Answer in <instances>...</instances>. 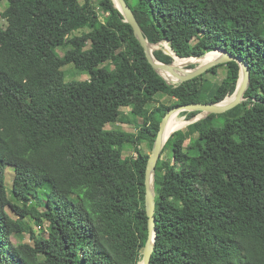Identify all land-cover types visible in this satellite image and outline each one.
Masks as SVG:
<instances>
[{
    "label": "trees",
    "instance_id": "trees-1",
    "mask_svg": "<svg viewBox=\"0 0 264 264\" xmlns=\"http://www.w3.org/2000/svg\"><path fill=\"white\" fill-rule=\"evenodd\" d=\"M7 1L0 11L7 21L0 24V264H138L149 237L150 153L125 156V147L147 142L152 150L176 105L232 94L240 65L219 64L176 86L154 69L113 0ZM126 1L150 42L168 41L181 57L221 48L251 70L245 101L166 142L150 264H264V0ZM69 64L90 77L67 80ZM223 66L220 82L208 78ZM158 93L176 100L160 103ZM182 113L187 121L198 111ZM118 121L137 131L107 128ZM25 232L32 242L11 240Z\"/></svg>",
    "mask_w": 264,
    "mask_h": 264
},
{
    "label": "water",
    "instance_id": "water-1",
    "mask_svg": "<svg viewBox=\"0 0 264 264\" xmlns=\"http://www.w3.org/2000/svg\"><path fill=\"white\" fill-rule=\"evenodd\" d=\"M115 6L121 11V13L124 16V20L128 23H130L135 31V35L142 44V46L145 48L146 55L154 67V69L164 78L168 83L175 84L178 86L179 84H182L186 81H189L205 72H207L210 68L217 66L219 64L227 63L230 61H237L240 65V76L237 82V86L235 91L232 94H228L223 100L218 102H194V103H187V104H179L174 106L171 110H169L166 115L163 117L160 130L158 132V136L154 142L152 152L150 153V158L147 165L146 170V210L149 217V237L146 242L144 251H143V258L141 261H139L138 264H150L152 254L155 250L156 246V239H157V222H156V167L158 160L162 154L163 148L170 138V136L175 132H172L167 139H165V131L167 128V122L169 119V116L174 111H181V112H191V111H198V113L190 118L191 123L196 122L200 119L206 118L211 114H221L224 112H227L228 110L233 109L234 107L241 104L243 101L246 100V92L250 86L251 83V70L249 64L240 56L233 55L230 51L218 48L212 51H208L200 56H191L196 58H202L208 53L213 52H220L221 54L214 58L213 60L198 64L195 67H188L190 71L181 73L178 72L179 68L175 66V61L167 63L159 60L154 51L152 50V45H160V43H152L149 41V39L146 37L139 21L137 20L134 11L129 6L126 0H113ZM162 49L165 53L172 55L168 50H166L164 47L159 46L155 50ZM173 49V48H172ZM174 51V49H173ZM175 52V51H174ZM176 53V52H175ZM177 56H179L176 53ZM181 57V56H179ZM181 58H189V57H181ZM162 70L169 71L173 75L177 77V82H170L162 73ZM233 96V99L229 101L228 103H224L228 97ZM199 114H204V116L195 119V117ZM181 129V128H180ZM179 130V129H178ZM177 131V130H176Z\"/></svg>",
    "mask_w": 264,
    "mask_h": 264
},
{
    "label": "rangeland",
    "instance_id": "rangeland-1",
    "mask_svg": "<svg viewBox=\"0 0 264 264\" xmlns=\"http://www.w3.org/2000/svg\"><path fill=\"white\" fill-rule=\"evenodd\" d=\"M94 2L97 4L99 2V0H94ZM7 5H8V1L4 0L1 3V5H0V11L4 10L5 7H7ZM99 10L101 12L102 9L99 8ZM0 24L3 25V26L7 25V21L1 15H0ZM59 53L63 55L65 53V48H59ZM197 65H198L197 63H192L188 67H195ZM109 66H110V68L114 67L112 64L109 65ZM64 70L66 71V79L67 80H71V79H81V80H83V79H88L90 77V74H89L88 71L80 70V69L76 68L72 64H69V65L65 66ZM226 73H227V68L225 66H223V67H221L219 69V74L216 75L214 73H208L207 76H208L209 79H212V80H214L216 82H220L226 76ZM175 81H176L175 79L172 80V82H174V83H175ZM156 97H157V99L159 100L160 103H163V104H166V105H171L176 100V98L171 97V96H169L167 94H163V93H158ZM157 105H158V102H153V103L150 104V108L152 109V108H154ZM122 110L125 112V114L127 116H131V113H130L131 112V108L130 107H123ZM179 114L184 117L185 122H186L187 114L182 113V112L179 113ZM141 122L143 123V119L142 118L139 119L138 123L141 124ZM189 124H187L186 126H188ZM186 126H184V127H186ZM107 128H110V129H112V128H123V129H125L127 131H134V132L137 131V127L134 125V122L126 123V122H123V121H118V122H115V123L107 124ZM138 148H140L144 152H149V153L152 152V150L150 149V147H149L147 142H143L141 144L130 143V144H128L125 147L124 155L125 156L136 155V151H137ZM170 154H171V152H170ZM167 156L168 155L165 154V157H167ZM6 173H7L6 174V182H7L8 189H9V196H10V198L12 200H15V198L13 196V193L11 192V188H12V185H13L14 174H15L14 167L11 166V165L7 166L6 167ZM41 209H43V208L41 207ZM25 222H26V224H28V226L33 227L37 231L42 230V228L46 230L47 225H48V223L46 221H44L43 224H42V227H41L40 225H37L35 223V220H33V219H26ZM11 240L14 243L32 242L31 235H30L29 232L14 234L12 236Z\"/></svg>",
    "mask_w": 264,
    "mask_h": 264
},
{
    "label": "bare ground",
    "instance_id": "bare-ground-1",
    "mask_svg": "<svg viewBox=\"0 0 264 264\" xmlns=\"http://www.w3.org/2000/svg\"><path fill=\"white\" fill-rule=\"evenodd\" d=\"M164 44H168V51L170 53H172L173 56L177 57L178 61L175 63V66H187L192 62H199V64L207 63V62L213 60L214 58H216L217 56H219L221 54L220 52H215V53L207 54L202 58H196V57L181 58V57L176 55V53L172 49L171 44L168 41H163L160 45H152V50L155 51L156 48H158L159 46H162ZM188 71H190V69H188L187 67H184V68L178 70V72H181V73H185ZM162 73L164 74V76L167 79H175L176 80L175 82H177V77L175 75H173L171 72L162 70ZM232 99H233V96L228 97V99L224 103H228ZM179 113H181V111H174L169 116V119L167 122V128L165 131V136H164L165 139H167L172 132H174L180 128H183L184 126H186L187 124H189L191 122L190 119L187 120L186 122H184V120H185L184 117L181 116ZM203 115L204 114H199L195 117V119H198Z\"/></svg>",
    "mask_w": 264,
    "mask_h": 264
}]
</instances>
